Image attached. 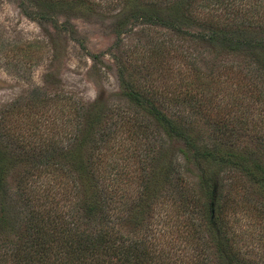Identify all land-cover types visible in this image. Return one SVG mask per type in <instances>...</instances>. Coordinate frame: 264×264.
<instances>
[{
    "label": "trees",
    "instance_id": "16d2710c",
    "mask_svg": "<svg viewBox=\"0 0 264 264\" xmlns=\"http://www.w3.org/2000/svg\"><path fill=\"white\" fill-rule=\"evenodd\" d=\"M115 2L151 30L152 58H180L187 72L171 73L172 94L150 74L158 89L128 84L125 106H79L65 147L31 146L17 159L0 132V264H264V205L242 204L241 253L223 213L232 195L211 182L225 163L239 173L235 186L264 194V0ZM210 55L249 60L200 70L196 58ZM189 152L202 163L191 181ZM17 162L25 168L12 191Z\"/></svg>",
    "mask_w": 264,
    "mask_h": 264
},
{
    "label": "rangeland",
    "instance_id": "374dc122",
    "mask_svg": "<svg viewBox=\"0 0 264 264\" xmlns=\"http://www.w3.org/2000/svg\"><path fill=\"white\" fill-rule=\"evenodd\" d=\"M183 29L196 31L189 26ZM151 33L147 25L121 12L115 0H0V132L6 135L3 143L10 146L7 151L22 159L34 150L31 146H39L40 151L46 144L67 146L77 128L75 109L81 105H95L97 111L125 106L123 94L128 84L141 82L146 90L157 85L159 92L172 94L173 79L169 76L180 68L186 71V64L180 58H152L148 44ZM211 57L193 62L204 71L211 64L214 68L249 60ZM170 67L175 72H170ZM150 74L157 75L156 85L148 79ZM124 134L120 133L121 140ZM246 143V137L237 142L239 148ZM125 148L123 145V152ZM172 148L183 145L175 141ZM83 150L88 155L90 145L86 143ZM177 156L180 158L179 153ZM24 168V162H17L9 170L6 184L12 191ZM200 168L202 163L187 153L182 168L187 181ZM212 169L215 190L223 196L224 192L232 195L223 213L235 248L246 253V211L242 204L251 197L264 205V194L247 181L242 187L235 186L239 173L228 164H215ZM160 184L161 191L170 188Z\"/></svg>",
    "mask_w": 264,
    "mask_h": 264
}]
</instances>
